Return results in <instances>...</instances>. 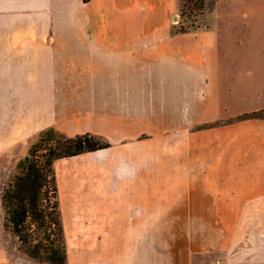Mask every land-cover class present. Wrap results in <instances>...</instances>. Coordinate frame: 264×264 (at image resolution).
Masks as SVG:
<instances>
[{
	"label": "crops",
	"instance_id": "0c3cea01",
	"mask_svg": "<svg viewBox=\"0 0 264 264\" xmlns=\"http://www.w3.org/2000/svg\"><path fill=\"white\" fill-rule=\"evenodd\" d=\"M228 5L212 12L227 29ZM175 11L176 0H0V111L14 97L15 127L110 144L78 155L110 157L93 201L95 223L111 230L97 239H166L167 225H201L191 250L206 253L213 227L232 224L229 242L253 203L254 258L225 264H264V118L235 119L264 109L251 103L264 99V50L233 53L212 17L172 33ZM0 264L42 263L12 247Z\"/></svg>",
	"mask_w": 264,
	"mask_h": 264
},
{
	"label": "rangeland",
	"instance_id": "374dc122",
	"mask_svg": "<svg viewBox=\"0 0 264 264\" xmlns=\"http://www.w3.org/2000/svg\"><path fill=\"white\" fill-rule=\"evenodd\" d=\"M227 3L230 4L228 7L233 9L231 15L227 17L228 29L223 26L224 19L221 15L212 14L215 4L218 10L223 11ZM239 7L242 9L241 15L238 13ZM258 10L261 12L256 16L255 12ZM63 13L64 10H58L53 18L54 23L65 24L66 18ZM174 14L172 25L175 27L183 25L189 31L203 28L212 17L213 24L220 30L218 34L231 41L233 53L264 50V0H224V2L207 0L200 10L193 8V0H176ZM72 23L77 24V19ZM6 98L7 108L0 111V197L3 186L15 171L16 164L27 154L29 147L41 132L29 133L27 129L15 127L13 113L7 110L10 104L13 106L10 100L14 97ZM263 102L264 99H251L252 104ZM110 168V157L107 156L96 158L81 155L55 162L68 264H110L111 252L115 250L119 254L118 264H131L129 263L131 250L136 254L134 264H225L232 256L240 257L241 260L254 258L258 225L255 223L253 203L246 208L242 221L236 226V231L229 238V242L223 239V230L229 231L232 224H219L213 227L216 246L206 253H196L191 250L193 244L200 242L198 236L201 225H180V227L167 225L166 239L153 238L140 241L97 239V232L101 231V228L104 231L111 230L110 224L95 223L93 201L95 187L103 182L109 184ZM88 193L91 195L90 201L86 198ZM3 219L4 211L0 199V250L12 247L21 250L15 236L4 227Z\"/></svg>",
	"mask_w": 264,
	"mask_h": 264
},
{
	"label": "trees",
	"instance_id": "16d2710c",
	"mask_svg": "<svg viewBox=\"0 0 264 264\" xmlns=\"http://www.w3.org/2000/svg\"><path fill=\"white\" fill-rule=\"evenodd\" d=\"M205 1L193 0V8L202 9ZM185 32L189 29L183 25L172 26V33ZM246 118H264V110L244 113L235 119ZM109 146L96 134L67 136L48 127L18 161L3 186L0 199L3 225L28 256L45 264H68L55 162Z\"/></svg>",
	"mask_w": 264,
	"mask_h": 264
}]
</instances>
